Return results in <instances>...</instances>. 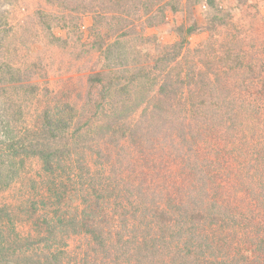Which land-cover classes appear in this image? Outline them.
<instances>
[{
	"label": "rangeland",
	"instance_id": "1",
	"mask_svg": "<svg viewBox=\"0 0 264 264\" xmlns=\"http://www.w3.org/2000/svg\"><path fill=\"white\" fill-rule=\"evenodd\" d=\"M178 41L183 47L171 48ZM165 48L180 54L172 59ZM199 50L219 70L218 88L202 85L199 111L225 119L233 107L245 118L235 145L223 152L236 184L240 175L250 188L259 163L264 171V0H0V125L3 115L18 130L59 118L73 164L68 171L54 159L52 173L38 155L10 156L0 128V230L11 244L0 250V264L229 263L219 246L189 255L179 246L198 239L199 211L208 220L219 213L204 189L218 166L192 159L207 131L196 119V129L183 128L186 111L170 105L178 92L159 91L166 75L189 74L183 83L192 82ZM167 146L188 156L173 173L161 159ZM199 151L213 155L202 145ZM236 157L246 160L241 169ZM78 174L84 178L74 182ZM167 197L186 199L168 205ZM163 205L168 213L157 209ZM172 209L185 214L175 226ZM251 220L243 223L250 228ZM263 226L250 236L264 234ZM259 251L238 253L230 264H264Z\"/></svg>",
	"mask_w": 264,
	"mask_h": 264
},
{
	"label": "trees",
	"instance_id": "2",
	"mask_svg": "<svg viewBox=\"0 0 264 264\" xmlns=\"http://www.w3.org/2000/svg\"><path fill=\"white\" fill-rule=\"evenodd\" d=\"M177 45L179 46L178 48L183 47L182 42L178 41L175 42L171 48H175ZM208 45L210 46L211 44L208 43ZM165 50L166 52H168V55H171L172 59H176L180 54L179 49L175 50V49L165 48ZM201 52L202 51L199 50V52L196 54L197 60L192 62L195 73L190 77L191 79H193L191 83L189 82L183 83L185 78L189 77V74H187L186 76L182 74H178L177 76L166 75L168 79H163V82L160 84V88H159L160 93L166 94L167 93L166 90H169V87L173 88L171 89L172 91L178 92V96L176 98L172 96L173 99L175 100L172 99L170 105L181 106L182 109L186 111L185 114L187 120L185 121L186 123L182 124L183 128H185L186 125L187 126L186 128L188 129L187 131H192L193 129H196V126L193 122L196 119L197 123L201 122V124H199L200 129L202 130L204 129L205 131H207V135H203V137L200 138L201 139L200 143H195L196 145L195 147L197 152H198V148L201 145L203 149L208 147L211 149L210 153H212L213 155H207L206 153H204V151H203L204 154L200 153V151L198 153L193 151V154H195V156L192 159L198 161L201 160L202 158H206L208 161L207 164L213 163V165L216 164V166H218L217 167L218 171L214 173L211 182L208 181V186H206V188L204 189L206 192L205 194L206 199H209L210 196L212 198H215L216 207H218L219 213L211 214V216L209 217L212 218L211 220H208V217H205L201 214L203 210H201V212L200 211L198 212L197 210V212L201 216H199V218L197 219L198 225L194 229L195 232L194 231L193 232L194 235H196V237L199 240L198 239L193 241L187 240V242L186 240H184V242H181L179 246L182 247V249H185L186 251H183L182 249L180 251L181 252L183 251L184 254L189 255L193 252L196 253L204 249L201 247L202 245L205 247V249L211 248L213 245L215 246V248L219 246V250L223 249V252H220L219 256L220 255L225 256L226 260H229L228 264H230V262L233 261L234 257L237 256L238 253H240V256H242L243 258H247V256L248 257L251 256V254L255 253L257 248H259L260 251L256 255L258 260H261L264 257L263 254L264 249H262V245L259 246V244L264 240V234L263 233L258 234V232H256L254 236L253 235L250 236V233L254 226L256 227V229L259 230L264 224V182H259L264 179V171L262 167L263 163H259L257 168L255 169L256 171H258V174L261 177L258 175L257 182L256 180H254L253 183L255 185H253L250 188L244 184L241 185L242 181L239 179L240 175L238 178H236L239 181L238 184H236L235 177H233L235 175L233 173H230L233 171L234 166H230L227 164L224 165L225 161H227V159H230L229 158L230 156H226L223 150L229 149L231 145H235L234 142L237 140L239 135V134L236 135V132L240 133L242 129L245 128L244 127L245 118L244 119L241 118L242 120H240L237 114H235L233 107H232L233 115L225 117V119L222 117L218 118L219 116L216 114L215 116L212 117H207L201 114L202 112L199 111V108L203 103V101L201 100V98H203V96L201 97L202 85L205 86L206 84V86L208 87L207 89L218 88L217 84L214 81V78L215 76L218 75L216 73L219 72V70H217L216 68L215 69L212 68V66L215 64H211L209 66V62L207 58L208 55L200 56ZM197 62H200L202 66L198 67ZM176 63L178 66H181L180 62H176ZM205 65L207 67H205ZM222 66H224V69H222L221 71H227L228 67L226 66V64L222 63ZM177 73H179V71H177L176 74ZM176 80H178V82H176ZM100 101H102V99ZM99 106L102 107L105 106V104L99 102L98 104H96V107ZM220 107L221 105H218L217 109H220ZM3 117H4V121H3L4 125H0V128H3L6 132H8V152L9 154H11L10 156L18 157L23 155L26 156L38 155V157H41L44 161V167H45L44 169L47 171H51L52 173L58 171L57 169L55 170L57 164L54 161V159L57 162L61 161V163L66 168V170L68 171L72 170L73 164L70 165V162H68V160L66 159L67 157L70 156L71 151H69L68 144L63 140L65 127L63 126L60 128L59 124L57 123L59 118L45 116L46 118L42 126L26 128L22 125V128H24V130H18L21 127L20 125L12 124V121L8 119V116L6 115H3ZM7 120H8V124H6ZM65 123L66 125H68L67 120H65ZM237 123H239L240 125L239 128H236ZM190 125L193 127H190ZM13 126H16L17 129H14ZM220 141L222 142L221 144H219ZM168 146L166 148H163V150L165 151L163 156L159 152L158 154L159 156H162L161 159L166 156L167 159L170 160L169 165L171 166L170 167L168 166V168L170 169V172L173 173V171H175L174 167L177 165V162L179 163L180 161L188 159V156L180 155L179 153L175 155L172 152L173 150L171 149V146L170 148H168ZM214 146L216 147L215 149L213 148ZM227 146L229 147L226 148ZM237 150L238 149L236 148V151ZM170 151L172 152V154L171 153L169 154ZM83 153L84 151L82 150L80 152V158L86 156V155L83 156ZM239 158L240 157L234 158V162H237L236 166L239 169H241L243 166L246 165L245 164L246 160L241 161L239 160ZM84 164L86 166L92 165L94 168L97 167V169L99 170H101L102 167V165H98L95 162H86ZM95 171L97 173L99 172L96 169ZM223 174L226 175L225 178H221ZM91 175H94L93 170H91ZM217 175H220L221 178L220 180L216 179ZM227 175H231V176L227 178ZM68 176L73 177L74 174H72V176L71 174H69ZM80 178H84V177L81 174L76 175V180L74 182H77V180ZM67 179L73 180V178H67ZM192 183L193 182L190 181L189 184L191 185ZM236 185H237V189H236ZM180 187L183 188V185ZM187 189L188 188H186V191ZM192 189H196V187H193ZM86 190L87 188H85V191ZM189 195L190 193L188 192L187 197ZM185 199L186 198L179 197L173 202L172 199L170 200L169 197H167V200L169 201L168 205H170L171 202L178 205L182 204L183 202H185ZM157 209H160L161 211H164L166 213L169 212V208H165L164 205L158 206ZM172 215L174 216V218H172L173 220L172 226L177 225L178 220L184 221L185 214L182 210L172 209ZM245 216L246 217L248 216L249 219H252L250 221L251 223H249V225H251L250 228H248L249 227L248 223H243ZM189 221L191 222L192 219L190 218ZM205 224H209V225H205ZM213 224H217L218 228L217 226L214 227ZM123 227L128 228L127 225H124ZM213 236L214 238L212 239ZM206 237H209V239H207ZM248 239L250 245L252 244V247L250 248L248 247L249 245H247L246 243ZM5 241L6 239L0 230V250L3 247L5 248L11 247V244L8 243L7 245ZM139 243L140 241L137 240L135 244H139ZM243 244L245 245L243 246ZM219 263L222 264V262Z\"/></svg>",
	"mask_w": 264,
	"mask_h": 264
}]
</instances>
